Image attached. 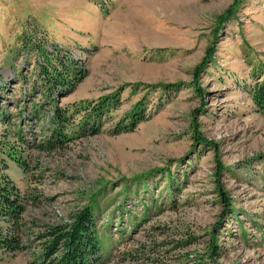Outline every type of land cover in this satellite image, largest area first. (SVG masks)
<instances>
[{"label": "rangeland", "instance_id": "obj_1", "mask_svg": "<svg viewBox=\"0 0 264 264\" xmlns=\"http://www.w3.org/2000/svg\"><path fill=\"white\" fill-rule=\"evenodd\" d=\"M24 39L77 62L75 87L46 93ZM258 76L264 0H0V167L31 197L29 231L91 205L102 264H264ZM113 95L117 109L53 140L56 106ZM141 99L145 119L116 133ZM40 253L31 235L0 264Z\"/></svg>", "mask_w": 264, "mask_h": 264}, {"label": "trees", "instance_id": "obj_2", "mask_svg": "<svg viewBox=\"0 0 264 264\" xmlns=\"http://www.w3.org/2000/svg\"><path fill=\"white\" fill-rule=\"evenodd\" d=\"M24 41V45L29 44V49L35 50L44 59L42 63L38 64V69L39 74L44 75L42 82L46 93L51 88L56 90L75 87L81 76L76 67L77 62L71 59L63 63L59 57H55L54 52L44 49L43 44L36 46L37 44L31 43V40L24 39ZM212 49L208 53H212ZM204 62L197 69H201ZM137 86L138 84L134 87ZM147 87L153 88L149 84ZM162 87L170 91L176 86L166 84ZM247 92L257 111L264 116V78L256 77L254 82L248 86ZM119 103V95H113L100 98L95 102L82 101L68 104L62 108L56 106L51 117L54 126L51 133L53 140L62 142L64 138L68 137L66 132L74 127L73 122L77 114L90 113V117L101 119L102 113L109 108L117 109ZM34 109L37 108L34 107ZM145 111L143 99H141L132 106L131 112L116 125L115 132L132 131L140 121L145 119ZM84 117L83 115L79 122V127L82 129L89 128L91 123L90 117ZM90 129H92V133H96L93 127ZM196 139L198 138L196 137ZM51 141H48L47 144H50ZM14 159L22 167V160ZM6 167V164H2V168L0 167V252L15 254L25 250L31 235H33L34 242L37 241L41 249L38 259L40 264H102V242L98 236L94 208L91 205L78 208L70 214L68 222L45 226L44 230L37 234L30 232L31 224H27L23 214L25 203L31 197L26 193L22 194L10 177L4 173L3 169ZM224 199H226L225 196Z\"/></svg>", "mask_w": 264, "mask_h": 264}]
</instances>
